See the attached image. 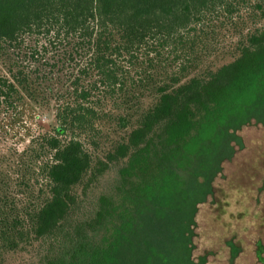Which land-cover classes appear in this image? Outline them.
I'll return each instance as SVG.
<instances>
[{
    "label": "trees",
    "instance_id": "1",
    "mask_svg": "<svg viewBox=\"0 0 264 264\" xmlns=\"http://www.w3.org/2000/svg\"><path fill=\"white\" fill-rule=\"evenodd\" d=\"M251 3L0 0V117L17 121L24 93L45 94L57 122L39 140V151L51 154L39 168L45 200L23 211L0 200V242H42L36 264H177L174 250L182 261L178 224L195 189L183 173L196 167L193 186L208 184L237 133L264 123V26L242 37L232 62L201 66L206 30L221 17L235 28L233 16L244 6L263 13L264 0ZM145 93L158 95L157 107L109 157L122 162L119 178L132 184L129 204L103 195L92 216L75 220L74 188L90 168L85 140L107 117L108 103H136Z\"/></svg>",
    "mask_w": 264,
    "mask_h": 264
},
{
    "label": "rangeland",
    "instance_id": "2",
    "mask_svg": "<svg viewBox=\"0 0 264 264\" xmlns=\"http://www.w3.org/2000/svg\"><path fill=\"white\" fill-rule=\"evenodd\" d=\"M249 1L254 4V0ZM233 17L235 28L221 17L206 30L207 46L201 66L216 70L232 62L238 57L242 37L264 26V11L254 12L250 6L240 8ZM202 71L190 70L181 82L184 84ZM24 96L17 121L0 117V200L8 197L7 202L21 211L45 200L47 188L39 168L51 154L39 151V140L53 135L57 126L53 101L45 94L44 99H31L27 93ZM44 100L49 102L45 104ZM158 101V95L145 93L136 103L119 107L107 104V117L95 122L92 137L85 140L90 168L74 188L78 198L72 212L75 220L92 216L103 195L114 198L120 207L129 204L132 184L119 178L122 162L111 163L109 157L118 143L127 140L142 116L157 107ZM237 136L238 142L231 141L229 152L222 153L220 163L213 166L208 184L200 179L199 186H193L196 167L183 173L188 186L195 189L188 215L178 224L185 250L181 263L177 250L173 251L177 264H263L257 257V244L264 248V123L254 120ZM32 160L34 170H30ZM10 241L0 242V264L37 263L42 242L24 238L12 245Z\"/></svg>",
    "mask_w": 264,
    "mask_h": 264
}]
</instances>
